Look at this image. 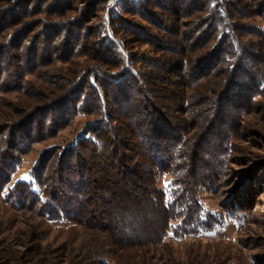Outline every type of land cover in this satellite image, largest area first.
I'll use <instances>...</instances> for the list:
<instances>
[{"label": "rangeland", "instance_id": "374dc122", "mask_svg": "<svg viewBox=\"0 0 264 264\" xmlns=\"http://www.w3.org/2000/svg\"><path fill=\"white\" fill-rule=\"evenodd\" d=\"M174 1L183 8L191 6L195 0ZM203 1L196 0L197 3L200 2L201 7ZM214 1L228 6L230 14H233L231 15L235 26L233 30L238 28L241 41L254 55L253 59L252 56L244 58L243 67L249 68L247 72L257 78L260 84L255 88V94L246 96V102L241 103L240 109H231L235 124L226 122L221 125L222 133L229 136L230 145L223 168L224 178L215 184L198 188L201 216L208 217L204 222L209 227H202L183 237H177L174 232L168 230V234L159 239L163 228L161 214L154 213L153 209L146 206L144 200H141L142 204L134 201L135 207L141 208L143 213L141 217L144 218L138 223L142 222L145 225L144 230L148 231V237L157 240L148 243L125 241L124 232L123 230L121 232L119 224L110 223L117 222L118 218L114 213L107 212L108 203L117 201L115 198L117 195L114 194L117 187L115 185L100 186L101 189L96 190L90 208H96L97 218L91 223L84 217L82 218L85 220L80 221L70 216L66 218L62 216L59 219L51 218L48 214L43 216L35 206L22 203L23 201H18L22 203L21 207L7 203L4 197L20 183L31 184V190L41 197L42 190L37 187L32 172L43 152L49 149L74 148L82 141L78 136L80 131L91 132L95 126L107 125L108 112L103 107L101 109L103 114L100 117L80 114L73 118L69 126L62 128L54 136L27 142L28 150L20 154V165L11 175L0 196V264H264V0ZM128 2L129 0H0L1 140L15 132L16 127L28 118L35 119L37 127L40 119L38 117L45 116L43 114L51 107L53 101L72 87L67 83L70 76L68 71L74 70L76 65L81 67L79 71L83 70L87 74L91 72L90 82L93 85L97 76L102 78L95 69L103 67L101 66L103 58L99 57L103 41L97 36L102 32L103 23L107 35L122 53L124 68L128 72L112 81L118 83L128 74H137L138 80L141 81L140 94L150 97L152 103H159L160 100L156 98L157 95L151 85L155 84L158 87L161 83L154 82L152 77H145L152 71L146 66L156 63L162 55L156 53L149 41H146L149 38L145 35L160 36L164 39L168 35L163 31L159 32L158 25L151 24L140 15L124 13V5L129 6ZM161 2L167 4V0ZM163 8L165 7H155L151 11L167 28L171 26L172 20H178L181 31H188L197 16L205 14L190 7V10L187 8L189 10L187 16L184 13L182 17L179 14L177 17H171ZM112 12L121 13L123 19L128 20L130 24H138L118 33L128 41V51L123 50L110 33ZM138 26L144 29L142 33ZM196 29L197 27L193 28L195 37L199 34L195 32ZM70 30L75 39L68 37ZM11 37L16 39L14 44L19 53H16V47L10 44ZM68 39L74 44L73 49L77 53L71 55L69 62L63 63L61 52ZM81 44L85 45L81 47ZM213 44L214 41H211L208 46L212 47ZM204 49L207 50L206 46L200 51ZM129 58L132 59V66ZM104 59H108L112 64L111 53H107ZM216 63L219 64L213 69L214 75L204 73V79L199 86L201 96L209 99L204 101L207 107L213 106L212 99L216 98L214 92L223 89L224 81L230 79L226 67L228 65L223 62ZM17 66L26 72L19 83H16L15 75ZM120 69L121 66H118L112 71L115 74ZM157 71L159 70L152 71V76L159 74ZM76 76L80 74L77 73ZM234 77L237 84L251 88V79L246 74L239 72ZM152 82L153 84H150ZM234 90L236 89L233 88L232 91ZM188 94L191 95V92L188 91ZM199 100L201 103V99ZM205 106L195 104L184 118L194 122L189 114L206 109ZM174 116L183 117L179 114ZM195 122L192 137L202 130V124L209 125V122L206 123L205 119L200 120L198 116L195 117ZM48 126L49 121H46L45 133L49 130ZM113 126L111 124V127ZM32 127L36 128L34 125ZM33 128L32 137L36 134ZM119 135L125 136L122 132ZM20 137L21 133L16 132L14 139L18 143V148L23 149L24 146L19 142ZM209 139L215 141V137L211 136ZM23 144L26 142L23 141ZM127 153L131 155L130 152ZM106 155L112 156L109 153ZM107 161L103 163L107 164ZM115 163L117 165V159ZM121 163L122 161L119 165ZM116 167H112L113 169L108 172L110 175L111 171L113 172L111 176L113 181L121 183L122 177L120 172H117L120 169L117 167V170ZM91 168L92 177L102 174L98 172L102 168L94 164ZM105 169L107 170V167ZM155 171L153 186L164 194L166 203L174 177L167 172ZM136 181L133 175H129L126 185L129 187ZM91 190L93 191L92 188ZM106 195L108 198L104 199ZM124 199L118 198L119 203H116V206L120 207L121 204L130 206L128 201L135 200L130 198L124 202ZM84 216L88 218V213ZM130 217H124L123 222L131 220ZM137 225L135 223L132 232L137 231Z\"/></svg>", "mask_w": 264, "mask_h": 264}, {"label": "trees", "instance_id": "16d2710c", "mask_svg": "<svg viewBox=\"0 0 264 264\" xmlns=\"http://www.w3.org/2000/svg\"><path fill=\"white\" fill-rule=\"evenodd\" d=\"M161 1L129 0V6L125 4L123 11L126 14L136 13L142 16L151 24L158 25L159 32L163 31L168 35L165 39L160 36L145 35L149 38L146 41H149L156 53L162 55L156 63L146 66L152 71L159 70L157 71L159 74L152 76L151 71L145 77H152L154 82L161 83L158 87L155 84L151 85L157 95L156 98L160 100L159 103H152L150 97L147 98L140 94L142 92L139 87L141 81L138 80L137 74H128L118 83L112 81L128 72L124 68L122 53L107 35L103 23L102 32L97 35L103 41V47H101L103 54L100 53L101 56H99L103 58L101 61L103 67L95 69L102 75V78L97 76L94 81L95 85H93L90 82L91 72L87 74L83 70L79 71L81 67L76 65L74 70L68 71L70 76L67 78V83L72 87L66 89L63 95L53 101L51 107L43 114L45 116L38 117L41 120L37 121V127L35 119L28 118L18 125L11 135H7L4 140L0 139V196L11 175L20 165V154L28 150L27 142L54 136L59 130L69 126L73 118L80 114L100 117L103 114L101 112L103 107L108 112L109 123L92 128L91 138L79 141L74 148L44 151L32 172L37 187L42 190L41 197L31 190V184L20 183L16 185L17 187L14 186L7 197H4L7 203L20 207L23 206L22 203H28L35 206L43 216L48 214L51 218L58 219L62 216L64 218L70 216L80 221L88 219L91 223L97 218L96 208H90L94 202L93 196L96 190L99 191L100 186L115 185L117 187L114 194L117 195L115 197L117 204L119 203L118 198L121 197L125 198L124 202L130 198L135 199L128 201L130 206L121 204L118 207L113 202H109L107 206V212L114 213L118 218L117 222L110 223L119 224L122 228H120L121 232L122 230L124 232L123 240L125 241L148 243L157 240L148 237V231L144 230L145 225L142 222L138 223L144 218L141 217L143 215L141 208L135 207L134 201L142 204L141 200H144L146 206L153 209L154 213L161 214L163 219L161 227L163 228L159 239L168 234V230L174 232L177 237H183L202 227H209L204 222V219L208 217L201 216L198 188L215 184L224 178L223 168L230 145L229 136L222 133L221 125L226 122L235 124L231 109H240L241 103L246 102V96L255 94V88L260 83L257 78L247 72L249 68L243 67L244 58L252 56L253 59L254 55L241 41L238 28L233 30L235 27L231 16L233 14H230L228 6L219 2L215 3L214 0H204L201 7L200 2L197 3L195 0L191 6L187 5L182 8L174 0H167V4ZM162 6L171 14V17H177L178 14L182 17V14H188L190 9H196V12L202 11L205 14H199L188 31H181L178 20H172L171 26L167 28L164 22L161 23L159 17L151 11L152 8ZM24 11L26 12V9ZM110 20L111 35L123 50L128 51V41L120 37L118 33L129 30L131 25L137 26L138 24H130L128 20L123 19L121 13L116 12H112ZM70 24H75V22H70ZM195 27H197L195 32L199 33L197 37L193 31ZM138 29L141 33L144 30L141 26H138ZM71 31L68 37L75 39ZM76 37L79 36L76 35ZM11 38L10 44L16 47L14 44L16 39ZM211 41H214V44L209 47ZM84 45L81 44V47ZM204 46L207 50L200 51ZM73 47L74 44L68 39L61 52L63 63L69 62L71 55L77 53ZM15 50L19 53L17 47ZM107 53L112 54V64L108 59H104ZM129 61L132 66V59L129 58ZM216 62L228 65L226 67L230 79L224 81L223 89L214 92L216 98L212 99L213 106L207 107L204 101L209 99L201 96L199 86L205 74H213V69L219 64ZM118 66H121V69L114 74L112 70L117 69ZM16 69V83H19L26 72L18 66ZM239 72L250 77L251 88L237 84L234 76ZM77 73L80 76L77 77ZM233 88L236 90L232 91ZM239 90H241L240 93L237 92ZM250 91L252 93H249ZM195 104L205 106L206 109L190 113L189 116L194 119V122L188 121L184 115L189 112L190 108H194ZM175 114L183 117L175 118ZM196 116L200 120L205 119L209 125L202 124V130L192 137L191 134L196 126ZM46 121H49V130L45 133ZM110 122L114 125L113 127ZM33 125L36 128H33ZM32 128L35 130V137L31 135ZM16 132L21 133L19 142L24 146L23 149L18 148V143L14 139ZM120 132L124 133L126 138L118 136ZM211 136L215 137V141L209 139ZM22 140L26 144H23ZM108 153L112 156L108 157L106 155ZM106 160H108L107 164L106 162L104 164L103 161ZM120 161H122L121 165H119ZM92 164L102 168L98 171L102 173L100 176L92 177ZM114 166L120 169L117 172H120L122 177L121 183L113 181L111 178L113 172L111 171V175L108 172ZM155 170L170 173L174 177L166 203L164 194L153 186ZM129 175H133L137 181L128 187L126 181ZM106 198H108L107 195L104 199ZM86 213H88V218L84 216ZM128 216H131V220L123 222L124 217ZM135 223L139 225H137V231L132 232ZM105 225L108 226V223Z\"/></svg>", "mask_w": 264, "mask_h": 264}, {"label": "built area", "instance_id": "2783aa9c", "mask_svg": "<svg viewBox=\"0 0 264 264\" xmlns=\"http://www.w3.org/2000/svg\"><path fill=\"white\" fill-rule=\"evenodd\" d=\"M78 136L80 137L81 140H89V138L91 136V132H90V130H88V131L82 130L79 132Z\"/></svg>", "mask_w": 264, "mask_h": 264}, {"label": "snow or ice", "instance_id": "6c2138e0", "mask_svg": "<svg viewBox=\"0 0 264 264\" xmlns=\"http://www.w3.org/2000/svg\"><path fill=\"white\" fill-rule=\"evenodd\" d=\"M168 185H166V187H167Z\"/></svg>", "mask_w": 264, "mask_h": 264}]
</instances>
